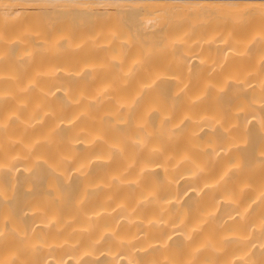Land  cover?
I'll use <instances>...</instances> for the list:
<instances>
[{
	"label": "bare ground",
	"instance_id": "6f19581e",
	"mask_svg": "<svg viewBox=\"0 0 264 264\" xmlns=\"http://www.w3.org/2000/svg\"><path fill=\"white\" fill-rule=\"evenodd\" d=\"M0 264H264V0H0Z\"/></svg>",
	"mask_w": 264,
	"mask_h": 264
}]
</instances>
